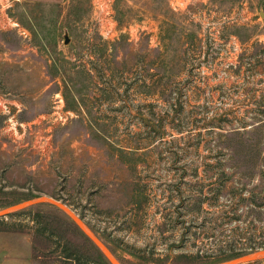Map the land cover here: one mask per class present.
I'll return each mask as SVG.
<instances>
[{"label":"rangeland","instance_id":"obj_1","mask_svg":"<svg viewBox=\"0 0 264 264\" xmlns=\"http://www.w3.org/2000/svg\"><path fill=\"white\" fill-rule=\"evenodd\" d=\"M260 251L264 0H0V264Z\"/></svg>","mask_w":264,"mask_h":264},{"label":"water","instance_id":"obj_2","mask_svg":"<svg viewBox=\"0 0 264 264\" xmlns=\"http://www.w3.org/2000/svg\"><path fill=\"white\" fill-rule=\"evenodd\" d=\"M68 41H69V38H68L67 34H65V36H64V43L67 44ZM56 204L58 206H60L63 210H65L67 213H69L72 217H74L73 214H71V212H69L67 210V208H65L63 205H61L59 203H56ZM75 221L77 222L76 219H75ZM93 240L101 248V250H103L104 253L107 254V252L101 247L100 243L94 237H93ZM261 259H264V251H260V252H256V253L248 254V255H243V256H240V257H238L236 259L229 260V261L225 262L224 264H243V263H249L251 261L261 260ZM115 264H117V263L115 262Z\"/></svg>","mask_w":264,"mask_h":264},{"label":"crops","instance_id":"obj_3","mask_svg":"<svg viewBox=\"0 0 264 264\" xmlns=\"http://www.w3.org/2000/svg\"><path fill=\"white\" fill-rule=\"evenodd\" d=\"M9 263V262H8ZM9 264H14L13 262L9 263ZM25 264H28V262H25Z\"/></svg>","mask_w":264,"mask_h":264}]
</instances>
